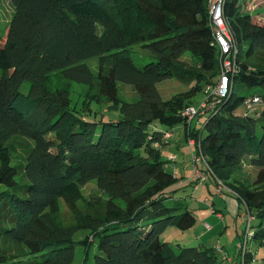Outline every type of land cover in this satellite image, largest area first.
Segmentation results:
<instances>
[{
  "label": "trees",
  "instance_id": "trees-1",
  "mask_svg": "<svg viewBox=\"0 0 264 264\" xmlns=\"http://www.w3.org/2000/svg\"><path fill=\"white\" fill-rule=\"evenodd\" d=\"M10 1L14 11L0 34V264H71L76 246L79 264L90 262L91 248L93 264H221L214 247L173 248L158 239L165 227L195 221L172 194L196 183L178 182L161 158L163 135L178 123L185 140L199 141L214 180L243 202L253 220L248 238L264 247V16L256 21L242 0H223L237 71L228 96L190 128L181 111L218 76L206 0ZM135 43L150 54L141 66L130 57ZM168 78L187 89L162 100L156 83ZM73 81L84 90L79 109L69 106ZM117 83L138 97L118 99ZM254 96L256 114L241 115ZM101 98L116 118L88 116L89 103ZM243 160L257 168L252 180L238 176ZM90 180L119 202L76 210L71 197L70 219L62 221L55 198ZM240 259L248 264L244 252Z\"/></svg>",
  "mask_w": 264,
  "mask_h": 264
},
{
  "label": "rangeland",
  "instance_id": "rangeland-1",
  "mask_svg": "<svg viewBox=\"0 0 264 264\" xmlns=\"http://www.w3.org/2000/svg\"><path fill=\"white\" fill-rule=\"evenodd\" d=\"M242 11H251L254 16L253 19L260 21L264 16V0H242L240 1ZM14 7L10 0H0V34H4L8 21L12 16ZM1 40V39H0ZM130 57L136 66H141L148 60H150V54L140 46V43H135L129 47ZM187 52L185 51V54ZM149 54V55H148ZM184 62H191L192 59L188 57L181 58ZM90 70L96 72V59L91 58L86 61ZM52 79H55V74H52ZM210 84V83H207ZM82 85L77 82H71L69 92V106L79 109L83 104V96L79 95L84 92ZM117 98L122 101H134L138 96L132 87L128 84L117 83ZM28 89V83L23 81L19 87V91L26 93ZM156 89L160 99L164 100L171 97L178 92L185 91L187 86L177 82L174 79H163L156 83ZM203 97L201 92L196 93L192 98V103L196 104ZM99 104L90 102L88 105L90 118H101L102 120L114 119L117 116V112L108 108L112 104L107 103L106 99L101 98ZM242 108L238 106L235 112H239ZM207 113L204 116H196L189 121L190 128H200L204 122ZM163 128L162 125H157ZM171 135L163 139L164 142L160 145L161 158L166 162V155L170 149L173 148L175 141L180 145L177 151L174 150L175 158L174 162L167 163V170L170 171L171 166H177V169L183 172V170L190 171L191 163V150L193 147H189L184 138L185 126L181 123L175 124L168 130ZM190 149H187V147ZM183 152V153H181ZM182 165L183 169L180 168ZM257 171L256 167L247 165L243 160V165L240 169L238 176L246 175L248 180H252ZM214 178L210 176L202 183L192 186L186 182L179 187L174 194L173 199L182 200L187 204L189 208L194 210L195 221L194 224L187 229H179L173 226L165 227L159 234L158 239L161 241H167L173 248L177 245L181 246H196L201 247H214L217 250V246L221 247V254L226 255L231 262L229 264H241V249L238 244L244 245L243 252L246 254L248 264H264V247L256 245L248 235L251 233V227H248V223H252L250 215L247 213L243 202L238 199L232 192L222 186L221 196L216 193L214 186ZM1 188V186H0ZM66 193L58 195L55 198L54 206L58 212V215L62 221L70 219L69 201L70 198H74L73 208L90 209V203L93 206L101 205V209L105 210L110 207H114V204L119 202L117 198H109L106 194L102 193L96 188L95 181L90 180L84 185H73L67 188ZM68 197V203L64 199ZM205 199V201H204ZM93 201V203H92ZM213 209L214 212L219 213L221 218H217L215 214L210 212ZM247 216L249 220L247 221ZM206 223L209 229H205L203 224ZM247 234L246 240L244 236ZM76 235L74 238H77ZM218 251V250H217ZM93 248L89 251L90 262L87 264H93L91 253ZM220 257V253H218ZM83 255L82 248L76 246L74 248V258L71 264H79ZM221 264H228L224 260Z\"/></svg>",
  "mask_w": 264,
  "mask_h": 264
},
{
  "label": "built area",
  "instance_id": "built-area-1",
  "mask_svg": "<svg viewBox=\"0 0 264 264\" xmlns=\"http://www.w3.org/2000/svg\"><path fill=\"white\" fill-rule=\"evenodd\" d=\"M222 4L223 0H206V9L213 42L219 51L218 76L214 84H207L204 87L201 100L194 105L183 108L181 114H183L187 121H190L196 116H204L207 112H213L216 104L219 103L222 98L228 96L231 87V77L237 71L235 62L237 47L227 22L222 15ZM257 103H260L258 97L246 98L243 103L244 111H242L241 115H255ZM169 136L170 133L166 132L163 138L166 139ZM186 143L189 147H193L191 150V168L187 180L196 184L202 183L208 179L212 173L199 149V141L194 138H187ZM174 158L175 154L169 153L166 157L164 166L166 167V164L172 162ZM222 186L223 185L216 180L215 188L219 197L221 196ZM210 212L215 214L217 218H221V215L214 212L213 209H210ZM248 220L249 216H247V221ZM203 227L209 229L206 223L203 224ZM246 238L247 234L244 236V240H246ZM238 247L241 249V252H243L244 245L238 244ZM216 248L218 251H221L219 246ZM221 259L228 262V264L231 262L224 254L221 255Z\"/></svg>",
  "mask_w": 264,
  "mask_h": 264
},
{
  "label": "crops",
  "instance_id": "crops-1",
  "mask_svg": "<svg viewBox=\"0 0 264 264\" xmlns=\"http://www.w3.org/2000/svg\"><path fill=\"white\" fill-rule=\"evenodd\" d=\"M186 141V140H185ZM179 147H180V145L178 144V142L177 141H175L174 142V144H173V148L174 149H170V151L168 152V153H170V152H172V153H174V150L175 151H177L178 149H179ZM187 147V146H186ZM187 149L189 150V152H190V149L187 147ZM167 153V154H168ZM181 153H183V152H181ZM167 154H165V155H167ZM175 154V153H174ZM176 156V155H175ZM174 162V161H173ZM170 163H172V162H170ZM190 167H191V163H190ZM180 168L181 169H183V167H182V165L180 166ZM171 169H174L175 170V174L178 176V177H181L182 179H180L178 182H181L182 180H184V179H186V177L188 176V174H189V172H188V170L187 171H185V170H183V172H181L180 170H178L177 169V166H171L170 167V170ZM189 170H190V168H189ZM215 184H216V181H215V183H214V186H215Z\"/></svg>",
  "mask_w": 264,
  "mask_h": 264
}]
</instances>
